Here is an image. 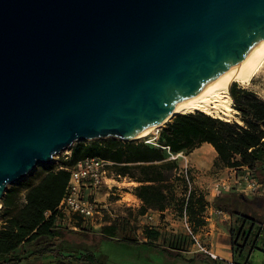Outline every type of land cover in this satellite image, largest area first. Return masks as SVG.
I'll return each mask as SVG.
<instances>
[{"label": "water", "instance_id": "1", "mask_svg": "<svg viewBox=\"0 0 264 264\" xmlns=\"http://www.w3.org/2000/svg\"><path fill=\"white\" fill-rule=\"evenodd\" d=\"M263 41L264 0H0V208L37 165L131 140Z\"/></svg>", "mask_w": 264, "mask_h": 264}, {"label": "trees", "instance_id": "2", "mask_svg": "<svg viewBox=\"0 0 264 264\" xmlns=\"http://www.w3.org/2000/svg\"><path fill=\"white\" fill-rule=\"evenodd\" d=\"M232 106L241 122L225 120L202 111L176 115L159 132L158 141L169 147L171 153L189 154L203 143L212 145L218 163L223 167L242 169L248 167L264 187V98L252 89L233 83L230 89ZM167 149L140 142H125L116 138L81 141L75 143L71 153L61 160L57 169L49 167L37 181L28 178L6 190L2 200L1 216L5 220L0 228V264H106L96 259L94 253L67 256L58 252L64 234L93 242L117 240L139 244L136 239L119 236L115 222L102 226L100 234H90L80 221L78 230H69L56 224L55 208L64 196L69 168L87 157H100L112 162L109 168L117 175L127 176L137 182L132 193L142 201L141 214L148 210H165L170 204V172L177 167L176 159H168ZM25 190V200L21 192ZM258 197H249L239 191L216 195L212 204L231 215L241 224L232 229L234 248L251 247L256 236L255 229L264 227V211L258 207ZM201 203V202H200ZM190 198L188 212L194 213ZM204 205V204H203ZM51 214L45 216V211ZM248 228L245 229L244 225ZM154 233L149 232V235ZM129 241H128V240ZM178 241L170 246L178 251L175 258L186 259L185 250ZM26 249V254H23ZM16 250L20 252L15 253ZM49 257H52L51 259ZM200 259L199 256L190 261Z\"/></svg>", "mask_w": 264, "mask_h": 264}, {"label": "crops", "instance_id": "3", "mask_svg": "<svg viewBox=\"0 0 264 264\" xmlns=\"http://www.w3.org/2000/svg\"><path fill=\"white\" fill-rule=\"evenodd\" d=\"M188 159L192 161L191 168L194 166L197 169L208 170L214 167L217 163V153L212 145L209 143H203L201 146L195 148L189 154H184ZM180 157H177L178 159ZM182 166V165H180ZM179 168V167H178ZM222 170L226 173L224 178H228L233 181L235 176L240 174L243 170L236 168H228L223 167ZM114 173V172H113ZM118 178H113L112 181L117 184L119 189H115L118 193H112L113 198L110 205L115 204L118 206L119 214H116L120 219V221L131 222L130 224H134V226H139L136 230L138 234V242L142 246H147L152 249L154 252H162L161 249H166L168 251H178L170 246L174 243V241H178L177 243L182 246L185 250H182V254L186 257V259L175 258L173 256V252H166L163 255V261L161 264H264V227L261 224V227L255 229L256 236L254 237V242L251 247L245 244L244 247L239 248L237 250L233 245L232 238V229L241 224V220H236L231 215L227 213L219 214L216 212V207L213 206L212 201L216 195H213L212 198L206 200L202 203L193 202L194 213H189V219L192 223L193 229L195 232L201 237V241L208 247L213 253L217 254L220 259H213L208 254L203 251H199L197 245L193 242L192 238L188 234V232L184 229V232L189 239L188 242H184L179 238L178 228H173L172 224L169 223L171 218L177 217V212L175 213L172 209V204L167 206L165 210H148L145 214H141L139 208L142 204V201L137 198L131 191H125L124 193L130 195L132 199L130 201H124L123 192H119L122 188L121 184L125 181L128 183H136L131 180L127 176L117 175ZM228 174V175H227ZM25 180V179H24ZM16 186V185H14ZM91 191V190H90ZM89 192V191H88ZM94 197L102 203V200H106V196H109V192L101 193L99 190H92ZM22 195L25 194V190L21 192ZM249 197H258V207L264 211V193H259L256 196ZM103 204V203H102ZM108 208V204H103ZM126 208V209H125ZM110 212V211H109ZM126 212L128 215H126ZM173 218L171 221H173ZM178 219L179 216L177 217ZM264 219V218H263ZM0 228L4 225L5 220L1 216ZM180 224L182 225L181 220ZM69 222L73 223V226H70ZM111 222H104L105 224H110ZM116 223V222H115ZM56 224L61 225L69 230H78L80 226L78 225V220L73 215H57L56 216ZM117 224V223H116ZM244 228L247 229L248 225L245 224ZM149 232L154 234L149 235ZM101 233V232H100ZM67 234V233H66ZM69 236H72L68 234ZM128 240V239H127ZM129 241V240H128ZM74 243L71 241L70 245ZM76 245L72 244L74 248ZM26 249H23V254H26ZM20 251L16 250L15 253L18 254ZM88 253L84 249L79 251L73 250L67 253H64L67 256L73 255H84ZM94 253L96 259L98 260V255L96 252ZM195 256H199L200 259L195 261H190V258ZM50 259L52 257H49ZM99 261V260H98ZM19 264H26L25 261ZM88 264V263H86ZM90 264V263H89ZM93 264V263H91Z\"/></svg>", "mask_w": 264, "mask_h": 264}, {"label": "rangeland", "instance_id": "4", "mask_svg": "<svg viewBox=\"0 0 264 264\" xmlns=\"http://www.w3.org/2000/svg\"><path fill=\"white\" fill-rule=\"evenodd\" d=\"M242 86L256 91L260 97L264 98V71L258 74L257 76H254L249 83L244 84ZM227 118L229 120H236L240 122L239 117L236 115L235 109L231 111V115ZM164 126L154 129V131L151 132L146 137L150 138L154 136L155 133L157 132V129L161 130ZM105 139H108V138H103L100 140H105ZM142 140L143 138L135 139V140L134 139L122 140V141L140 142ZM86 142H91V141L87 140ZM70 153H71V149H67L55 155L53 163L37 165L33 171H31L28 175L22 178L19 182H21L24 179H28V178L32 179L33 181L39 180L47 172V169L49 167H52L53 169H57L61 164V160L66 159L70 155ZM168 159H172L170 158V155L168 156ZM184 162H185V159L182 157L176 159L177 167H179L180 165H183ZM187 162L190 166L191 164H193L190 159H188ZM176 168H174L170 172L171 177H170V182L168 185L170 188L169 190L170 204L169 205L172 204L173 211L175 213L177 212V215H178L181 209V205L183 203L184 197H185L184 195L186 192V185H185L184 180L177 175ZM109 169L115 173L114 169L112 168H109ZM192 173H193L194 182H195L194 192L192 194L193 202L195 203L203 202V204L206 201V199H210L212 198L213 195H215L213 185L216 179L224 178L226 176V173H224V171L222 170V166L219 163H217L214 167L208 170H201V169L199 170L194 166V168H192ZM114 178L117 179L118 177L116 176ZM108 185L109 186H102L99 189L101 193H106L107 191L110 194L109 196H106V200H102L103 204H108V208L104 211L102 218H100V220H98L95 223V226H93L89 222L84 223L83 220H81L80 223L83 224V226L85 227L88 233L96 235V234H100L102 226H104L102 223L106 221L111 222V223L116 222L119 227L120 237H123V238L128 237L131 239L138 240L139 238H138V234L136 233V230L139 228V226H134V224L132 225L130 224L131 222L129 221L126 222V220L120 221L119 220L120 218L116 215V214H119L120 208L118 206H115V204L113 203L112 205H110V202H112L111 200L113 198L112 193L113 192L118 193V191L115 190V189H119L117 187V184H115L112 180H109ZM121 185H122L121 186L122 188L120 189L119 192L120 193L123 192L124 194L123 203H125L124 201H130L132 197H130V195L125 194L124 192L125 191L132 192L133 187L136 186L137 184L133 182L128 183L125 181ZM10 187L11 185H9L8 188ZM231 191H237V190L234 186H232L231 189L227 192H231ZM260 192L264 193V187L260 189ZM1 210H2V207L0 208V223L2 221L1 220ZM126 215H128L127 212H126ZM177 217L176 216L174 218L172 217L173 221H171L172 220L171 218V220H169L170 221L169 223H173L172 224L173 228H178V234H175V236L178 235L179 238L186 243L189 241V239L187 238L184 232L183 226H181L180 224V221H179L180 219H178ZM76 219L78 220L79 218L76 217ZM261 219L263 220V218ZM71 241L74 242L72 244L76 245L74 248L72 247V244L70 245ZM57 248H58L59 253L60 252L67 253L73 250L79 251L81 249H84L86 252L87 251L96 252V254L98 255L97 256L98 260L106 264H161L163 261L162 260L163 257L165 258V256L163 255L164 254L163 252H154L152 251L151 248L147 246H142L141 244H133L130 242L117 241V240H102V241L97 240L93 242L91 240H84L80 237L69 236L66 233L64 234L62 243Z\"/></svg>", "mask_w": 264, "mask_h": 264}, {"label": "built area", "instance_id": "5", "mask_svg": "<svg viewBox=\"0 0 264 264\" xmlns=\"http://www.w3.org/2000/svg\"><path fill=\"white\" fill-rule=\"evenodd\" d=\"M159 132L152 137H144L143 142L151 144L156 147L167 149L170 158L173 157L169 150V147L162 146L159 141ZM185 159L182 166L177 167V175L181 177L186 185V192L181 209L178 216L182 222L184 229L188 232L193 242L197 245L199 251H203L213 259H220V257L213 253L206 245L201 241V237L193 229L192 223L189 219L188 206L190 198L194 192V177L192 168L187 162V158L183 152H180ZM112 162L104 160L100 157H87L80 160L75 166L69 168V180L64 193V196L60 200L59 204L55 208L57 215H73L75 218H79L78 221L83 220L84 223H91L95 226V223L102 218L104 211L107 209L105 205L99 202L92 193V190H99L102 186H109L108 181L112 180L116 175L109 169ZM242 172L235 176L231 181L228 178L216 179L213 185L215 195L224 194L231 189L232 186L237 191L244 193L248 196H256L263 188L255 174L248 167H243ZM91 190V191H90ZM89 191V192H88ZM262 191V190H261ZM25 200V196L22 195L21 201ZM208 200V199H206ZM216 212L223 214L224 211L216 209ZM51 214L50 210L45 211V216ZM70 226H73L72 222H69Z\"/></svg>", "mask_w": 264, "mask_h": 264}, {"label": "bare ground", "instance_id": "6", "mask_svg": "<svg viewBox=\"0 0 264 264\" xmlns=\"http://www.w3.org/2000/svg\"><path fill=\"white\" fill-rule=\"evenodd\" d=\"M264 71V41L260 43L243 60L229 68L226 72L217 77L204 89L187 99L179 105L172 114L159 124L131 137L130 139H140L149 135L156 128H160L169 123L176 115L181 113L202 111L206 114L229 120L234 109L233 98L228 87L233 82L241 85L249 83L254 76ZM236 111V110H235ZM241 122V121H240ZM173 157H180L183 154L171 153Z\"/></svg>", "mask_w": 264, "mask_h": 264}]
</instances>
